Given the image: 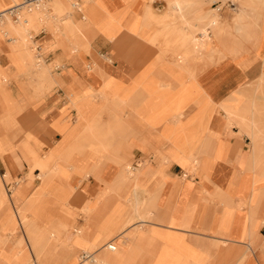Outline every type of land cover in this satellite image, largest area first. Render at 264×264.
I'll return each instance as SVG.
<instances>
[{"label": "crops", "instance_id": "crops-1", "mask_svg": "<svg viewBox=\"0 0 264 264\" xmlns=\"http://www.w3.org/2000/svg\"><path fill=\"white\" fill-rule=\"evenodd\" d=\"M12 1L0 0V4L9 5ZM39 1L28 2V5L34 2L40 9L39 15L33 20L29 19V22L36 27L40 24H49L55 16L43 20L42 8L47 10L51 6L52 10L59 15H65L61 18L62 23L58 27V31H61L60 33L65 37L67 35V39L70 37L75 48L80 51L68 56L70 54L69 49L66 48L68 42H64L63 36L60 35L61 38H59V35L53 34L55 30H52L50 26L46 27L50 29L54 39L52 37L45 38V35H42L37 38L40 40V44L34 45L35 48L27 42L16 45L15 40L0 39V67L4 73L11 76L7 86L0 81V203L1 199L5 201V198L8 202L15 203L12 198L13 193L15 199L18 196V203L14 205L21 206L22 202L29 199L37 188L38 183L33 184L34 180L38 179L33 180V176L38 173L39 168L45 169L55 163L53 159L40 160L39 153L45 155L59 142L62 136L56 131L68 130L67 125L58 122L55 131L53 124L55 125L56 121H65L72 128L75 126V109L80 113L82 110L84 115L87 110L90 112L92 102L96 98L99 99L98 101L111 100L115 101V105L118 104L121 107H136L129 113L131 119H128V116L127 119H122L121 115L116 112L110 113V109L106 105V110L97 113L88 129L85 132L81 131L78 138L70 141L73 142L70 146L74 148L67 155L79 157L87 154L88 152L84 149L89 145H85L81 141L85 142L89 139L95 142L100 141L105 132L114 130L124 120L129 124L130 129L124 130L122 133L130 138L123 144V141L120 140L121 137L116 136L113 144L123 158L114 159L118 154L116 149L97 143L98 145H93L95 146L93 150L101 155V158L107 157V159L100 158L93 161L87 156L83 159H72L70 162L78 163L73 164L72 167L87 179L76 177L77 180L74 184H77L78 187L70 197L69 207L72 212L75 209L80 211L87 202L102 197L106 187L109 188V194L113 192L120 194L128 188V191L123 194L130 196L131 198H126L130 201L129 199H132L133 196L142 193L134 183L139 178H145L149 190L146 189L148 192L141 195H153L155 201L147 202L140 211L153 212L152 224L160 229V231L144 230L146 240L133 256L130 246V251L122 249V237L117 236V230L121 228L128 214L136 210L139 211L140 205L132 201L128 211L118 215L114 220L106 222L103 219L106 211L110 209V199H106L101 206L94 208L93 221L96 220L105 227L101 242L110 241L105 252L111 263L126 264L127 259H133L130 264H237L241 254L245 250L251 249L245 264H264V224L258 228L256 243L253 246H248L249 242L246 239V228H249V209L243 205V202L252 196L255 189L259 190V201L252 210L264 217V198L261 200L260 197L261 190L264 189V182L256 184L257 174L260 172L251 171L249 167L250 164L255 163L253 144L247 134L240 132L239 127L226 123L225 113L221 110L222 108L218 107V104H223L234 97L239 90L247 89L248 82H252L255 80L254 77L264 73L262 58L251 54L240 59L227 57L219 63L214 60L215 55L222 51L216 45V41L213 39L216 37L206 22L211 17L205 13V6H202V9L196 14L194 11L184 10L185 19L188 20L191 30L194 27L199 28L197 32H192L183 28L181 19L171 12L169 5L168 21L166 22L169 27L166 28L172 31L174 24H177L184 31V36L189 37L185 44L186 47L191 45L196 52L197 50L202 52L204 48L207 49L206 53L197 57L198 62L178 63L171 56L165 59L161 53L157 56L153 55L156 52L155 45L157 43L162 45L161 36L158 33L154 34L159 26L152 23V20L156 19L158 14H164L168 10L167 0H76V6H73L71 2L75 10V12L71 11L73 13L64 12L68 8L67 0H50L49 6L46 0H42L45 2V6L42 7L39 6L43 2L37 4ZM22 7H24L22 4L14 5L9 8V12L15 13ZM82 9L88 12V16L84 17V19L87 18V21L80 20L83 17ZM103 13L108 14L104 21ZM7 15V10L1 12L0 18ZM18 21L19 18L15 22ZM95 21L98 22L99 29L103 26L108 27V31L113 34V41L107 40L102 35H98L95 39L91 38L94 35L91 26ZM26 23L28 24V22ZM26 32L31 37L32 30L26 28ZM207 33H210V37H207L204 42L203 39ZM194 34L198 39L196 42L192 40ZM221 45L231 46L230 39L223 40ZM16 47L19 49L11 50ZM88 49H93L102 57V60L96 62L88 54L86 55L84 52ZM12 51L25 53L24 65L17 64V59ZM191 51L188 49L184 51L188 59L192 56ZM29 52L36 53L35 57L38 60L36 63H29L30 61L27 59V56H30ZM238 57H242V54ZM57 59L61 66H55ZM215 59H217V55ZM86 65L95 67H91V71H86ZM23 66L27 67L26 70L30 74L20 73ZM195 73L194 81L188 78L187 75ZM46 74H49V79L45 76ZM48 82L54 84L42 95V84ZM32 84L34 88L30 86ZM187 84L191 85L190 89H194L192 85L197 84L200 91L203 90L205 95L216 104L215 107L217 106L211 114L209 131L200 130L207 132L208 139L203 144H194V146H201V149L197 151L202 155L200 163L210 173L205 176V171L199 167L195 171L189 172L178 162L173 161L168 163L163 173L160 172L162 175H156L152 179L147 178L146 175L130 177L127 159L134 166H139L144 159L148 158L143 147L145 145L140 143V139H145L146 135L147 142L151 141L154 145H159L165 139L155 138L154 129L162 132L164 130L165 134L171 132V123L166 122L164 118L162 120L155 118L160 114L155 112L154 107H158L162 100H186ZM89 85L94 90L80 102L81 104L73 102L74 109L68 95L72 91L84 93ZM122 86L126 88L124 89L125 93L120 91ZM128 86L129 88H127ZM176 87L178 90H175ZM4 92H8L9 100H5L7 94L4 95ZM201 97V92H198V98ZM172 105L175 104L172 103ZM11 108L14 109H12V113H15L16 116L10 115ZM129 109L126 108V110ZM185 110L187 114L191 115L196 112L197 107L190 103L185 106ZM173 115L172 121L180 120L179 117L182 116V113ZM141 134L144 136L137 137ZM9 138L11 139L10 144H5ZM11 143L14 145L12 148H8ZM214 146L222 147L224 153L211 169L209 158L214 155L211 151ZM123 147L127 150L125 155L122 154ZM111 162H114L115 165L107 164ZM150 162L152 167H158L156 160H150ZM32 167L34 170L30 179L25 178L23 183L17 182L13 187L12 179L17 177L21 180ZM79 179L83 180L81 184H78ZM258 180L260 181V177ZM119 188H121V192H119ZM206 190L210 193H217L214 196L215 199ZM226 192L233 199L230 209L242 218L238 224H235L234 215L231 216L230 213L226 215L225 219V222L230 223H222L225 208L217 196ZM41 204L39 201L33 207H36L35 210H37ZM38 209L40 210V208ZM55 217L58 218L57 211ZM33 219L29 218L31 223L34 222L30 227L35 229V232L43 239L42 234L49 229L46 226H39L38 220ZM68 220L69 223H71L70 221L76 222L75 225L78 227L85 223V219ZM8 222V219L3 221L1 223L3 227L0 228L5 231L10 227ZM50 227L56 233L59 232L58 229H61L63 233L64 229L68 228L63 223L53 224ZM235 227H239V230L235 231ZM21 228H23L22 225ZM26 228L24 227L23 231L27 240L28 231ZM50 232L52 236H55L52 231ZM114 233L115 236H113ZM150 235L153 236L151 241ZM52 236H50L52 239L50 243L52 245L50 247L51 258L54 256L66 260L72 255H69L70 248H74L73 254L76 253V248L69 244H62L59 250L53 242ZM20 237H22V233ZM48 242L46 241L45 244ZM91 245L94 249L102 246L100 244ZM50 264L53 263L50 261Z\"/></svg>", "mask_w": 264, "mask_h": 264}, {"label": "rangeland", "instance_id": "rangeland-1", "mask_svg": "<svg viewBox=\"0 0 264 264\" xmlns=\"http://www.w3.org/2000/svg\"><path fill=\"white\" fill-rule=\"evenodd\" d=\"M31 1L32 0H13L9 5L0 4V13L7 10V14L10 17L8 20H5V17H2L3 19H0V39L15 40L16 45L22 42L23 43L27 42L30 46L34 47V45L36 46V44H40V40H37V38H39L42 35H45V38L46 37L53 38V36H51L50 29L46 27V26L48 27L50 26L52 30L53 29L55 30L54 31L55 33L53 34L59 35L58 36L59 38L63 36L64 42L66 41L68 42V45L66 46V48H68L70 51V54H68V56L72 55V53L74 52L77 53L78 51H80L79 49L75 48V45L73 44V41L70 39V37H68L69 39L68 40L67 35L65 37L60 33L61 31L60 32L58 31V27L62 23L61 18L64 17L65 15H59L56 11L52 10L51 6H49L51 2L50 0H46L47 5L49 7L47 6L48 7L47 10L42 8V15L44 16L43 20L45 18H52L53 16H55L53 19H51V22L49 24H40L38 27H36L35 25L29 22V19L33 20V18L39 15L40 12V9H38V6L34 2L33 4L28 5V2ZM167 1H168V10L164 14H158L156 19L152 20V23H156L159 26V29H157L154 32V34L158 33V35L161 36V39L163 37V40L161 41L162 46H160V44L157 43V45H155L156 52H154L153 55L157 56V54L161 53V56L163 55L165 59L170 58L171 56V58L178 61V63L179 62L184 63L186 62L184 51H187L188 49L189 51L192 50L191 51L192 56L188 59L187 62H191V61L198 62L197 57H200L202 54L206 53L207 49L204 48L202 52L201 51L198 52V50L196 52L192 49L191 45H189V47H186L185 44L189 40V37L184 36V31L180 27H178L177 24H174L173 27L174 29L172 31H169L166 28L169 27L167 26L166 22L168 21L167 15L169 12V5L171 4V0H167ZM181 1L185 2L183 3L184 10L194 11V13L196 14L198 13V11L202 9V6L205 7L209 6L215 8L221 6L222 0H181ZM225 1L226 4L222 6L220 13L222 14L224 20L230 21L234 13L233 12L234 10L232 8L235 7V5H233V2L231 0H225ZM256 2H258V0H256ZM17 4H22L24 5V7L19 8L15 13L9 12V8ZM42 6H45V2H43V4L39 7ZM67 6L68 8L64 12L67 13L71 11L75 12L74 8L71 5V0H67ZM81 12L83 13L82 15L83 17L80 18V20L87 21L86 20L87 18L84 19V17L88 16L87 14L88 12L85 9H82ZM11 14H16V15L12 17ZM103 14L104 15L102 16V18L104 21V19L108 17V14L105 13ZM18 18L19 21L15 22L16 20H18ZM26 22H28V24ZM206 22L209 23V20H206ZM97 23L98 22L95 21V23L91 26V28L94 31V35H92L91 38L95 39L98 35H102L107 40L113 41L112 40L113 34L108 31V27L103 26L102 28L99 29ZM21 25H23V27H20ZM26 28L32 30L31 37L26 32ZM198 29H199L198 27H194L193 30L191 31L197 32ZM164 37L166 38V40ZM19 39H21L22 41H20ZM32 40L34 41V44ZM174 41H176L175 42L176 44L173 43ZM169 44L171 45L173 44V45L170 46ZM13 49H19V47L11 48V50ZM12 52L15 55V58L17 59V64L24 65L25 63L24 60H26L25 53L23 51H12ZM84 53L86 55L88 54L89 57L96 60V62L102 60V57L99 56V54L96 53L93 49L92 50L88 49ZM28 54H30V56H27V59H29L30 64H33L34 62L36 63V61H38L37 58L35 57L36 55L35 52H29ZM240 54L243 55L244 52L240 51L239 53H235L234 55H232L229 52L226 56L222 55V53L220 52V54L218 53L216 54L217 59H215L216 58L215 55L214 60L218 61L219 63L227 57H234L240 59L241 57H238ZM262 56L264 57V50L261 53V56H259L258 58H262L263 60ZM56 61L57 63L55 66L56 67L61 66L59 60L57 59ZM262 65L264 66V60L262 61ZM86 67H87L86 71H91V67H95V66L86 65ZM26 68L27 67L23 66V69L22 71H20V73H22L23 75L30 74L29 72H27ZM48 75L49 74H46L45 76H47L49 79L50 76ZM262 75L264 76V73L254 77L255 80H252V82H248L249 86L247 89L239 90L234 95V97L223 102V104L222 103L218 104V107L220 109L222 108L221 110L225 113V119L227 120L226 123L229 124L230 126L235 125L239 127L241 133H245L251 138L253 144L252 151H253V156L255 157V163L250 164L249 167L251 171L256 170L257 173L260 172V174L256 173L257 176L260 177V181L258 180L257 177L256 184H258V182L261 183L264 182V77L261 78ZM187 76L189 79H192L193 81L196 79V73L192 75L189 74ZM10 77L11 76L4 73L3 69L0 67V81L3 83V85L7 86ZM53 84L54 83H49V82L43 83L41 88V94L43 95L45 90L50 88ZM30 86L34 88L33 84ZM129 86L127 88H129ZM192 86L194 87V89L196 87V89L195 90L192 88L190 89L191 85L187 84L188 93L186 100H182V99L176 101L162 100V102L158 107H154L155 112L157 114H160V115H156L157 117L155 116V118L159 120H162L164 118L166 122H168L169 124L171 123V132L165 134L164 130L163 133L158 129H154L155 138L165 139V141L160 142L159 145H154L151 141L147 142L146 135L144 136V134L137 136V137H143V136L145 137L146 140L140 139L141 141L140 143L146 146L143 147L144 150H146L145 152L148 154V158L144 159L139 166H134L129 159H127V161L125 160L126 162H129L128 171L132 173V174L128 173L130 177H134L135 175L137 176L141 175L144 177L146 175L147 178L152 179V177L156 175H162L168 163L173 161L178 162L186 171L189 172L195 171V169L199 167L205 171L204 175L208 176L210 171L205 170L204 167L201 166L200 160L202 155L200 154V152H197L199 149H201V146H194V144L195 145L203 144L205 143L206 139H208L206 137V134L209 131V125L211 123V114L217 106L215 107L216 104L209 97L205 95V92L203 90L200 91V87L197 84ZM124 89L126 88H123L122 86L120 91H123L125 93ZM93 90L94 89L91 88V85H89V87H87L84 93H81L79 91H72L68 95L71 102V106L75 109L73 102L80 103L85 97L89 96L91 94V91ZM175 90H178V88ZM198 92H201V96H202L201 98H198ZM7 93L4 92V95H6ZM195 95H197L196 98ZM8 97L9 95L7 94L5 100H9ZM98 100L99 99L97 98L96 100H93L92 102L93 105L90 107L91 108L90 112L87 110V112L84 115L82 110L80 113V111H77V109H75L76 111L75 126H73L72 128L69 127V125L65 121L61 122L59 120L56 121L57 123L55 122V125L53 124V128L55 131H56L55 126L58 125L59 123L62 125H67L68 130L62 132L56 131L60 133L62 136L59 142L52 149H50L45 155H41L39 153L40 160L48 161L50 159H53L55 163L51 164L48 168L45 169L39 168L38 173L33 176L34 177L33 180L38 179L39 182L38 180H34L33 185H36L37 183L38 184L35 192L31 195L33 196L32 204L28 207L25 206L22 211L15 213L12 201L8 202L7 198H5V201L1 199L2 202L0 203V227H3L1 223L6 219L9 220L8 225H10V227L6 228L5 231L4 229L0 228V264H50V261L53 264H80L83 257L86 256L85 251L91 244L103 245L105 243V241L101 242L103 239L102 233L104 232V228H105L104 225L99 224L98 221L96 220L95 222L93 221L94 208L97 206L98 207L101 206L106 201V199L107 200L110 199V204H109L110 209L106 211L105 218L103 219V221L105 220L106 222L114 220L115 217L124 214L126 211L129 210V204L131 202L126 200V198H129L130 196L123 194V192L128 191V188L124 189V191L120 194H116L115 192L109 194L108 192L109 188L106 187L102 197H99L94 201H89L81 207L80 211L82 213L76 209L74 210V212H72L69 207L70 197L72 193L75 191V189H77L78 187L77 184L76 185L74 184V182L77 180L76 177H80V179L81 177L83 178V176L79 174L72 167L73 164H78V163H73L70 161L76 158L83 159L86 156L89 157L90 160L97 161L101 158V155H99L96 151L93 150V148L95 147L93 145H98L97 143H101L102 145L108 146V148L111 147V149L115 150L116 148L113 144L116 136L121 137L120 140L123 141V144H125L127 140L130 138V137L127 138V136L122 133L124 132V130L130 129L129 124H127L123 120L119 124V126L117 125V127L114 130L105 132V134H103L104 137L100 141L95 142L92 139H89L85 142L81 141V143L85 145H89L84 149L88 153L90 152L89 154L88 153L85 155L83 154L82 156L79 157H73L67 155V153L74 148L70 146L73 144V142L70 141L72 139L75 140V138H78V136L80 135V133L83 132V130L85 132V130L88 129V127L91 125V122L96 117L97 113L106 110L105 108L106 105H108L107 107L108 109H110V113L114 114L116 112L119 115H121L120 118L122 119L123 118L127 119V116L128 119H131L130 118L131 115L129 113L133 108H136L131 106L121 107L118 104L115 105V101L113 102L111 100H101V101ZM172 103H174L175 105H172ZM190 103L194 104L197 107L196 112L191 115L187 114L185 110V106ZM126 108H130V109L126 110ZM12 109L13 108H11L10 115L16 116L15 113H12ZM15 111L17 112L18 110L16 109ZM174 113L177 114L182 113V116L180 115L179 117L180 120L178 119L172 121V116H174L173 115ZM200 130H206L207 132L205 131L201 132ZM117 131L118 133L116 134ZM10 140L11 139L9 138V141L5 142V144H10L11 142ZM13 145L14 143H11V145L8 146V148L9 147L12 148ZM159 149H161L162 151H160ZM116 150L118 151V154L114 159L123 158L121 156L120 151L118 149ZM126 151L127 150H125V147H123L122 154L125 155ZM211 151L214 153V155H212L209 158L210 167L212 169L213 166L216 164L217 159L223 155L224 149H222V147L214 146L211 148ZM101 159H107V157ZM202 159L205 158L202 157ZM150 160H156L158 162V167L157 168L152 167ZM107 164L115 165L114 162ZM33 170L34 167L30 169L31 173L28 172L25 175V177L22 178L21 180H19L17 177L12 179L13 187L16 186L17 182L23 183V180L25 178L30 179ZM46 170H48L49 172L48 176L50 177L48 178L47 177L44 178L43 176ZM80 179L78 180V184H81L84 179H87V177L86 178L84 177L83 180ZM136 182L134 183L135 186H137L140 189V191H142V193L148 192L146 190L148 188H147V181L145 180V178H139ZM121 191H122L121 188H119V192ZM206 191L209 192L208 190ZM209 194H212V196L211 195L210 196L214 199H215L214 196L217 195V193H210V192ZM253 194H255L253 201H251V197H250L248 200H245L243 202V205L248 207L249 209L248 210L249 228H246V234L248 235V233H251L256 241L258 228L264 224V217L260 215L258 212H254L252 210L253 206L255 204H258L259 190L255 189ZM141 197L145 198L146 201L143 203L140 202L139 200L141 198H138L137 200V196H133L132 198V201L139 204L141 208L144 205H146L147 202L153 203V201H155L154 200L155 197H153V195H149V196L142 195ZM260 197L261 200L262 198H264V189L261 190ZM12 198L14 201L17 200V198L15 199L13 193H12ZM147 198H149L150 200H148ZM217 199H219V201L221 202V204L224 205L225 208V211L222 216V223L225 222L226 215L230 213L231 216L234 215L233 219L235 221V224H238L242 218L239 215H237V213H235L230 209V207L232 206L233 199L229 196V194H227L226 192L222 195H218ZM39 201H41L42 203L40 205L41 207L40 206L38 207L40 208V210L38 208L37 210H35L36 207H33V205ZM114 203L115 205H113ZM15 206L16 208H18V210L21 208L17 204ZM89 206L91 207L90 211H89ZM56 211L58 218L55 217ZM144 212H141V214ZM29 218H34L33 220L37 219L38 220L37 224L39 226L40 225L46 226L49 229L46 230L47 231L46 233L42 234L43 239L39 234L35 232V229L30 227L31 225H33L34 222L31 223L29 221ZM68 219L76 220V221L85 219V223L78 227L75 225L76 222L70 221L71 223H69ZM57 223H63L66 226H68V228H65L63 233L61 229H58L59 232L56 233L55 230L51 229L50 226ZM229 223L230 222L227 221L225 222V224H229ZM20 224L22 225L23 228L27 227L26 228V230L28 231L27 240L23 228H21ZM236 230H239V227H235V231ZM50 231H52L53 235L55 236H52V233ZM21 233H22V237H20ZM17 236H19V238H16ZM50 236H52L53 242L56 244L59 250L62 244H69V246H74L76 248V253L73 254L74 248H70L69 255L71 254L72 255L66 260H62L54 256L51 258L50 247L52 245L50 243L52 239L50 238ZM129 237H133V235L130 234L127 238ZM46 241L49 242L45 244ZM122 243H123L122 244L123 248L127 251H130L128 242L126 243V241H123Z\"/></svg>", "mask_w": 264, "mask_h": 264}, {"label": "bare ground", "instance_id": "bare-ground-1", "mask_svg": "<svg viewBox=\"0 0 264 264\" xmlns=\"http://www.w3.org/2000/svg\"><path fill=\"white\" fill-rule=\"evenodd\" d=\"M41 1L42 0H40L37 4H40ZM231 1L233 2V5H235V7L232 8L234 10L233 11L234 13L230 21L224 20L222 14L220 13L222 6L226 4L225 0L221 1V6L219 7L215 8V7L206 6L205 8V13L209 14L211 17L209 19L208 26L212 28L211 32H213L214 37H216L213 39L214 41H218L216 42V44L218 43L217 46L222 51V54L227 55L229 52L235 54V53H239L240 51H243L245 55L243 54L241 58L251 54H253L255 57L258 58L259 56H261V53L264 50V0H258V2H256V0H231ZM170 9L173 13H175L176 16H178L181 19V25L183 26V28H187L188 30H191V26L188 20L185 19V14L183 13L184 12L183 2L181 0H173V3L170 4ZM11 15H16V14H11ZM4 17L5 20H8L10 18L9 15ZM0 19H2V17ZM210 33L206 34V37L203 39L204 42L207 40V37H210ZM225 39H230L231 46L221 45L223 43V40ZM162 40L163 37L161 41ZM192 40L193 42H196L198 40L195 34L193 35ZM175 42L176 41H174L173 43ZM169 45L172 46L173 44L172 45L169 44ZM184 56H185V60L188 61L187 58L188 56H186L185 53ZM263 77L264 76L262 75L261 78ZM48 174L49 172L48 170H46L43 174L44 178L50 177L48 176ZM143 193H139L136 195L137 200L138 198H141L139 201L142 203L146 201L145 198L141 197L142 196L141 194ZM254 197L255 194L251 196V201H253ZM147 199L150 200L149 198ZM32 200H33L32 198H29L25 202H22V205L20 206L21 208L18 210V208H16L14 205L15 203H18V197H17L15 203L12 201L15 213L22 211L25 206L27 207L30 206L32 204ZM130 202H132V199L130 200ZM90 209L91 207L89 206V210ZM138 209L139 211L136 210L135 212L128 214L123 224L121 225V228L117 230L118 231L117 236L122 237V241H126V243L128 242V245L131 247V250L133 251L132 252L133 256L139 251V248L144 244L146 240V234H144V230L148 229L151 231L152 230L160 231L159 228L154 227L152 224V220L154 218L153 212L145 211L144 212L145 214L144 213L141 214L142 211H140V209L142 208L140 207ZM130 234L133 235V237L127 238ZM113 236H115V233ZM150 236H151L150 237L151 238L150 241H151L153 236L152 235ZM123 238L126 240H124ZM246 239L248 240L249 242L248 246L250 247L256 243L251 233H248ZM109 245H110V241L103 244L101 247L97 249H94L93 245H91L85 251L86 256L83 257L80 264H112L105 252V250ZM122 249L125 250L123 247ZM249 250L251 251V249H247L241 254L237 264H245L247 262L250 256ZM132 262L133 259H127L126 264H130Z\"/></svg>", "mask_w": 264, "mask_h": 264}, {"label": "built area", "instance_id": "built-area-1", "mask_svg": "<svg viewBox=\"0 0 264 264\" xmlns=\"http://www.w3.org/2000/svg\"><path fill=\"white\" fill-rule=\"evenodd\" d=\"M71 2H72V4H73V6H76L77 5V2H76V0H71ZM14 15H12V17H13Z\"/></svg>", "mask_w": 264, "mask_h": 264}]
</instances>
